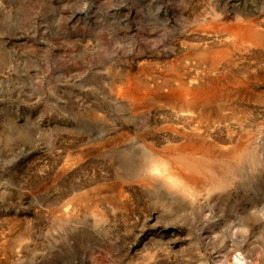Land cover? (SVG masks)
Instances as JSON below:
<instances>
[{
	"label": "bare ground",
	"instance_id": "1",
	"mask_svg": "<svg viewBox=\"0 0 264 264\" xmlns=\"http://www.w3.org/2000/svg\"><path fill=\"white\" fill-rule=\"evenodd\" d=\"M206 1L210 8L194 21L188 11L193 0L183 1L176 11L184 23L179 30L173 26L170 36L175 58L140 52L130 64L115 56L101 67L102 117L75 119L69 125L73 139L80 135L81 140L69 142L79 148L69 151L57 175L64 177L71 171L75 175L94 155L107 158L116 173L110 178L102 169V192L94 188L77 192L71 207L69 202L68 208L53 213L55 230L75 228L88 217L93 228L105 229L119 211L129 210L132 200H143L145 206L153 208L154 226L159 230L155 238H163L169 225L186 222L196 233V246L211 251L216 264H228L230 259L237 264L255 263L246 258L254 255L250 245L257 241L225 234L263 236L259 233L264 222L256 218L252 222L238 213L247 209L259 218L264 203V197L258 195L264 183V155L260 154L261 143L255 142L264 127L252 134L248 127L251 104H264V94L258 90L264 80L260 70L264 63V21L259 24L236 2L231 4L238 9L236 20L224 21L220 16L223 10L212 0ZM144 13L148 20L168 19L159 6H145ZM17 15L5 12V22L13 25ZM95 43L87 40L86 49L94 48ZM178 50L181 55H177ZM9 55L0 47V66L9 63ZM76 67L81 75L87 72ZM84 182L74 187L80 190ZM252 191L255 197L257 194L255 201H245ZM92 240L96 241L93 234ZM9 242L0 249L8 255L7 260H13L15 243ZM160 246L159 250L155 247L157 252L147 251L149 264L172 263ZM199 259L200 264L209 262L208 256Z\"/></svg>",
	"mask_w": 264,
	"mask_h": 264
},
{
	"label": "rangeland",
	"instance_id": "2",
	"mask_svg": "<svg viewBox=\"0 0 264 264\" xmlns=\"http://www.w3.org/2000/svg\"><path fill=\"white\" fill-rule=\"evenodd\" d=\"M183 1L0 0V47L12 56H8V64L0 66V248L9 241L15 243L13 260H7L8 255L0 249V264H149L146 255L156 251L155 247L159 250L161 244L160 250L164 252L165 248L172 259L168 264H200L203 255L208 256V264H216L211 251L203 245L196 246V233L186 222L169 225L163 238H155L159 230L154 226L153 208L147 203L145 206L143 200H132L129 210L119 211L105 229L89 225L90 217L82 219L84 223L79 227L69 226L64 230H55L52 223V214L68 208L69 202L71 207L75 193L93 188L102 192V169L108 171L110 178L116 173L107 158L94 155L83 162V170L75 175L72 171L64 177L57 175L66 155L75 147L69 142L81 140L80 135L73 139L69 125L75 119L102 117L101 67L115 56L130 64L140 52L145 55L154 51L172 57L169 59L176 57L171 51L170 36L173 26L178 30L183 26L184 21L175 15ZM211 2L223 10L220 16L224 21L236 20L238 9L231 5L234 2L252 13L259 24L264 21V0ZM209 4L206 0H193L188 8L193 14L191 20L203 15ZM145 6L161 7L168 13L164 16L168 19L148 20ZM5 12L12 17L18 14L13 25L5 22ZM87 40H96L95 49H86ZM180 51L177 55H181ZM76 65L87 72L81 75ZM260 70L264 79V63ZM259 85V92L264 94V80ZM250 107L253 113L248 127L252 134L259 126L264 127V104ZM255 142L261 143L260 154L264 155V130ZM84 180L80 190L74 187ZM262 184L257 193L264 197ZM254 194L252 191L245 201L254 202L257 197ZM261 206L259 218L247 209L238 215L245 214L252 222L260 219L263 224L264 203ZM262 230L261 238L251 233L224 234L257 241L250 245L254 255L246 259L263 264ZM92 234L96 241L92 240ZM174 234L175 238L168 237ZM230 260L228 264H237Z\"/></svg>",
	"mask_w": 264,
	"mask_h": 264
}]
</instances>
